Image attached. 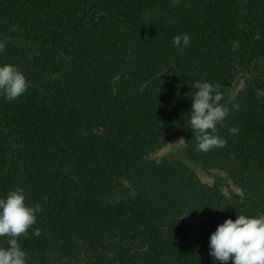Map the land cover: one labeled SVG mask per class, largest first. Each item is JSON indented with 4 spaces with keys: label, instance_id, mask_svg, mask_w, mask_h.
<instances>
[{
    "label": "trees",
    "instance_id": "1",
    "mask_svg": "<svg viewBox=\"0 0 264 264\" xmlns=\"http://www.w3.org/2000/svg\"><path fill=\"white\" fill-rule=\"evenodd\" d=\"M5 41L0 67L31 85L0 95V198L19 187L42 209L18 238L26 264H221L217 226L264 215V0H0ZM196 81L219 85L230 109L226 146L207 153L189 123ZM174 136L242 196L153 160Z\"/></svg>",
    "mask_w": 264,
    "mask_h": 264
},
{
    "label": "clouds",
    "instance_id": "2",
    "mask_svg": "<svg viewBox=\"0 0 264 264\" xmlns=\"http://www.w3.org/2000/svg\"><path fill=\"white\" fill-rule=\"evenodd\" d=\"M173 44L187 47L190 37L187 34L177 35L173 38ZM5 47L6 41L0 42V52ZM30 86L17 67L9 64L0 67V95L9 102L19 98ZM192 87L197 91L191 98L189 123L197 141L196 150L207 153L225 147L227 141L217 134V125L223 124L230 109L221 104L224 97L220 86L196 81ZM257 95L264 96V91L257 90ZM233 107L239 110L238 104ZM229 132L237 134L239 129L233 127ZM41 211L40 204L26 206L24 190L19 187L10 191L6 198H0V237H9L8 247H0V264H26L27 254L18 243V238L27 236ZM33 235L40 236L41 230L36 228ZM209 247L210 256L221 264H228L230 260L232 264H264V215H237L235 221L226 219L211 234Z\"/></svg>",
    "mask_w": 264,
    "mask_h": 264
},
{
    "label": "rangeland",
    "instance_id": "3",
    "mask_svg": "<svg viewBox=\"0 0 264 264\" xmlns=\"http://www.w3.org/2000/svg\"><path fill=\"white\" fill-rule=\"evenodd\" d=\"M152 13H146L145 19H148ZM261 71L264 72V63H262ZM260 71V70H259ZM249 77V76H247ZM247 77H239L233 84L232 95L237 96L247 88ZM185 141L181 137H172L168 139L161 147L152 154L151 158L157 162L169 160L180 162L183 165L191 168L196 173L200 181L205 185H213L219 183L223 192L231 197L233 195H241V189L223 172L218 170H205L202 167L194 164L186 155Z\"/></svg>",
    "mask_w": 264,
    "mask_h": 264
}]
</instances>
